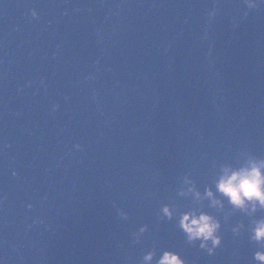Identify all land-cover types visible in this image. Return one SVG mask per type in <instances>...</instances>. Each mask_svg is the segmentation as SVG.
Here are the masks:
<instances>
[{
    "label": "clouds",
    "instance_id": "obj_1",
    "mask_svg": "<svg viewBox=\"0 0 264 264\" xmlns=\"http://www.w3.org/2000/svg\"><path fill=\"white\" fill-rule=\"evenodd\" d=\"M242 4L243 17H247L249 11L264 5V0H242ZM29 14L31 18L38 17L34 8L29 9ZM215 15L214 5L212 10L207 12V16L211 20ZM41 83L43 84V81ZM58 107L59 105L53 104L51 110L55 111ZM81 148L79 143L73 145L75 150ZM176 195L190 199V205L185 210H180L174 204L162 203L158 207L156 218L164 221L174 220L175 227L183 234L187 244L198 247L209 256L214 255L222 244L221 221L226 222L229 215L239 212L248 218L247 226L242 221L237 222L231 226L230 231L234 236H238L242 230H245L249 242L257 245V250L252 253V260L255 264H264V215H257L258 212L264 213V156L241 151L235 165L228 163L218 165L213 182L205 185L202 192L189 174L185 173L180 177ZM26 207L31 208L32 205L29 203ZM226 207L229 209L228 212L224 211ZM205 208L214 209L216 213L222 215H213ZM117 215L121 220L128 218L127 213L120 209H117ZM32 223H42V221L33 220ZM147 229V225H140L132 232V243H138L140 236ZM0 264H3L2 260ZM139 264H187V262L174 250L165 248L159 250L157 254L154 244L143 252Z\"/></svg>",
    "mask_w": 264,
    "mask_h": 264
},
{
    "label": "water",
    "instance_id": "obj_2",
    "mask_svg": "<svg viewBox=\"0 0 264 264\" xmlns=\"http://www.w3.org/2000/svg\"><path fill=\"white\" fill-rule=\"evenodd\" d=\"M0 260L3 264H39L25 250L0 233Z\"/></svg>",
    "mask_w": 264,
    "mask_h": 264
}]
</instances>
